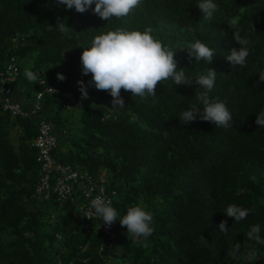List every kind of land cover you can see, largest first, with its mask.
<instances>
[{"label": "trees", "instance_id": "obj_1", "mask_svg": "<svg viewBox=\"0 0 264 264\" xmlns=\"http://www.w3.org/2000/svg\"><path fill=\"white\" fill-rule=\"evenodd\" d=\"M199 2L142 0L128 16L106 21L92 11L95 3L81 14L57 0H0V73L8 63L17 70L6 81L8 96L28 109L43 93L29 116L0 106V264H264V245L246 235L259 224L264 238V127L255 123L264 111V0H214L219 7L211 20ZM58 18L71 28L67 34L55 27ZM233 18L251 40L244 67L226 59L239 49L228 27ZM117 28H151L193 81L215 69L209 97L227 105L231 127L199 119L181 124L182 110H203L196 96L205 90L195 82L165 81L146 99L121 90L122 109L111 108L110 94L94 86L82 100L77 81L87 84L91 74L82 75L80 56L96 35ZM196 39L214 49L211 64L189 58ZM25 69L38 74L36 84ZM68 94L73 101L66 108ZM41 119L52 124V156L82 175L63 200L51 188L35 191L41 170L33 139ZM93 193L112 200L118 219L133 206L150 212L147 246L128 237L119 220L104 231L102 219L83 217ZM230 204L254 211L237 223L223 212Z\"/></svg>", "mask_w": 264, "mask_h": 264}, {"label": "clouds", "instance_id": "obj_2", "mask_svg": "<svg viewBox=\"0 0 264 264\" xmlns=\"http://www.w3.org/2000/svg\"><path fill=\"white\" fill-rule=\"evenodd\" d=\"M57 3L69 10L74 8L81 14L88 11L95 3V8L92 9L94 14L109 21L113 18L122 19L128 16L141 5L142 0H57ZM197 7L203 13L205 20H211L219 6L214 3V0H200ZM55 27L64 34L71 29L59 18ZM228 27L235 29L233 40L239 45V49H231L226 59L232 66L244 67L250 54L251 40L246 35H241L237 19H231ZM253 30H255L254 26ZM187 48L189 58L195 57L196 62L201 60L207 61L208 64L213 62L214 49L201 40L196 39ZM174 57L175 51L164 46L159 39L154 37L151 28L143 31L117 28L96 35L91 46L84 48L80 56L82 75L91 74V80L87 84L83 80L77 81L81 99H88V88L94 86L96 90L110 94L113 98L111 108L122 109L125 107V101L121 96V90L131 92L132 97L139 96L141 99H146L155 98L157 86L165 81L171 80L177 87L191 86L195 82L205 90L196 96V99L202 103L203 110L201 111L198 107L182 110L179 116L181 124L188 125L199 119L213 123L216 128L231 127L233 116L227 105L218 98L212 100L209 97V93L215 86L217 75L215 69L208 68L206 75H200L193 81L186 76L184 68H178V62ZM24 75L30 83L36 84L39 80L38 74L31 70L25 69ZM57 78L63 81L66 77L58 73ZM259 79L264 82V72L259 74ZM40 83H46V81L43 80ZM255 123L259 127H264V111L257 114ZM112 195L115 196L116 193ZM252 211L254 209L230 204L223 212L238 223L246 219ZM92 216L102 219V224L108 228L119 220L121 227H126L127 236L139 239L145 247L148 238L154 232L153 215L150 212L141 206H133L129 207L126 214L118 219V212L112 206V200L103 195L96 196L90 201L88 211L83 217L90 219ZM226 225L227 221H221L218 225L219 230L225 234L228 231ZM260 232L261 227L256 224L250 227L246 235L248 239L254 240L257 244L264 245V238L261 237ZM234 247L239 250L240 245L237 243Z\"/></svg>", "mask_w": 264, "mask_h": 264}, {"label": "built area", "instance_id": "obj_3", "mask_svg": "<svg viewBox=\"0 0 264 264\" xmlns=\"http://www.w3.org/2000/svg\"><path fill=\"white\" fill-rule=\"evenodd\" d=\"M16 66L13 63H8L4 73H0V106L2 110L8 111L12 115L29 116L35 113L40 108L39 99L42 97V91H37L29 108L24 109L17 101H13L9 98V87L6 86V81H10L16 75ZM44 91L50 93L54 91L52 85H45ZM73 101L72 95L68 94L66 101L63 103L64 107H69V103ZM52 124L46 120H39L37 123V133L33 139V146L36 148V161L40 164L41 174L35 185V191L44 194L48 190H52L56 194L57 200H63L70 192L71 183L80 179L82 175L78 174L75 170H72L68 165L60 164L54 157L51 156V151L56 146V139L51 134ZM91 194V188L85 189L83 195L89 197ZM104 194L93 193L90 200L96 196ZM46 196V195H45ZM88 211V205L84 206L85 213ZM101 222L104 231H108L110 228L104 226Z\"/></svg>", "mask_w": 264, "mask_h": 264}, {"label": "rangeland", "instance_id": "obj_4", "mask_svg": "<svg viewBox=\"0 0 264 264\" xmlns=\"http://www.w3.org/2000/svg\"><path fill=\"white\" fill-rule=\"evenodd\" d=\"M29 100V99H28ZM30 100H33V98H31ZM30 100L28 101V104H30L31 102H30ZM58 150V149H57ZM51 156H52V153H51ZM53 157V156H52Z\"/></svg>", "mask_w": 264, "mask_h": 264}]
</instances>
